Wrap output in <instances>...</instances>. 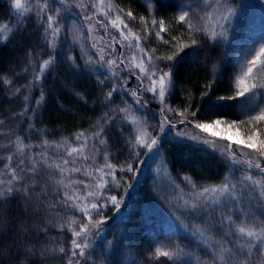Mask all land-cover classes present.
<instances>
[{"label":"trees","instance_id":"trees-1","mask_svg":"<svg viewBox=\"0 0 264 264\" xmlns=\"http://www.w3.org/2000/svg\"><path fill=\"white\" fill-rule=\"evenodd\" d=\"M191 1L153 0L151 13L146 3L139 0H113V3L124 13L133 12L135 19L123 18L132 31L141 36L144 35L141 16L164 18L169 30L162 35L171 40L173 35L179 36L184 30V26L175 24L174 17L186 12ZM46 18L47 15L42 14L18 20L11 9V0H0V24L7 23L13 29L7 41H0V180L5 182L0 188L6 187L10 179L4 164L6 157L12 155L10 167L19 165L25 169L20 175L30 189L28 195L21 191L0 201L3 204L0 208V247L16 242L10 252L0 256V264H5L9 256V264H68V257L63 254L42 257L39 251L60 245L68 251L72 239L67 228L69 218L87 221L72 207L71 201L65 202L64 193L71 189L56 184L61 178L60 172L48 165L67 159L65 181L82 180L91 186L102 175L96 169L109 172L103 168L105 155L116 167L112 175L104 176L109 182L103 191L105 199L97 201L102 205L100 214L93 213V220L103 222L90 226L85 238L90 246L85 257H78L80 264H162L164 258H153L156 247L181 250L175 260L166 264H201L204 261L213 264L214 259L217 264H224L218 252L217 241L225 239L219 224L230 212L234 220L243 219L246 199L261 196V188L245 177L251 174L254 181H264V173L233 162L228 154H218L177 138V130L195 128L187 121L181 123L182 118L169 109L183 111L191 106V110L198 111L196 117L189 118L200 122L247 118L244 97L218 100L235 91L239 63L232 54L230 42L224 38L210 40L198 33L200 45L185 49L174 62H169L173 64V83L164 104L147 91H138L142 99L137 104L128 89L139 90L146 84L141 85L128 70H123L119 78L107 80L87 73L71 74L55 42L51 41V31L45 34ZM142 45L149 50L155 49L159 56L170 52L169 45L153 35L143 39ZM50 57L52 63L40 73V65ZM156 62L164 67V61ZM113 88L116 91L109 97L108 92ZM121 108L129 109L127 119ZM134 116L145 121L150 138L159 137L154 147L158 154L155 166L148 149L135 143L136 130L129 122ZM259 127L264 128V123ZM31 130L42 133L43 137L27 144L26 135ZM250 130L241 127L242 138ZM80 133L84 135L77 140ZM20 140L28 146L23 153L16 151ZM74 147L81 151L69 156L68 151ZM246 158L238 157L239 160ZM33 163L35 171H27ZM129 165L137 171L120 170ZM71 167L81 171L69 173L67 169ZM86 172L91 173V177ZM114 181H118L119 186ZM225 182L236 186L233 195L237 199L232 201L224 197L228 202H224L219 220L208 215L207 206L213 200L209 202L211 192L204 193V189ZM73 188L78 190V195H86L88 190L96 191L85 189L83 184L73 185ZM110 195L118 200L126 198L122 210L106 199ZM193 203L198 206L193 208ZM98 227L102 233L96 236L92 231ZM232 246V243H225L227 248ZM26 247L37 254L25 255ZM261 264H264V256Z\"/></svg>","mask_w":264,"mask_h":264},{"label":"snow or ice","instance_id":"snow-or-ice-1","mask_svg":"<svg viewBox=\"0 0 264 264\" xmlns=\"http://www.w3.org/2000/svg\"><path fill=\"white\" fill-rule=\"evenodd\" d=\"M60 2L64 4L65 0H60ZM146 5L149 12L151 13L154 8L153 0H146ZM81 6H83V0H78L76 7ZM92 7H96L98 12L99 9H104V11L100 13L104 16V22L97 20L96 23L100 24L101 27L105 29V32H107L108 26L110 25L120 34L119 38L113 36L106 44V47H111L113 51H115L113 46L115 44H120L121 48L126 47L128 49V54L121 53L116 57V59H109L107 61L109 67L119 68L120 65H124V68L128 70L129 74L135 76V78L141 82V85L144 84L145 79L148 81L147 86L142 87L139 90L128 89L129 94L133 97L137 104H139L142 99V97L138 94V91L151 92L153 96L159 98L161 104H164L166 94L173 83V64L169 62H174L176 57L184 52L185 49L198 47L201 42L199 36L197 35L198 33L203 34V36L210 40L224 38L223 25L216 23L215 26H213L214 21L211 15L201 17L199 21H196L189 16L188 12H181L174 17V22L175 24L184 26V30L181 31L179 36L173 35L171 40H169L165 39L164 35H162L169 30L168 22L164 18L157 19L154 15L149 17L141 16L140 22L143 24L144 30V35L141 36L139 33L133 32L129 26V23L123 18V16H126L128 20L135 19L132 11L124 13L123 9L117 8L118 14L114 17H110L109 14L112 13L114 8H116L113 0H96V3L93 4ZM11 9L17 15L18 20H20L29 15L42 16V14H46L47 10L49 9V4L48 0H43V2H41V0H11ZM59 11V9H56L57 15L59 14ZM231 14V11H229L228 15L230 16ZM85 19L92 20V17L85 16ZM223 19L227 20L228 16L223 17ZM46 24L47 29L45 34L47 35V30H50L52 40L54 41L60 31L57 16L47 15ZM153 29H155L154 35L156 39L166 45H169V54L159 56L156 55L155 49L149 50L142 45V40L152 35ZM92 30L93 29L90 27L89 31L91 32ZM12 32L13 29L9 24H0V41H7ZM100 40L103 41L104 37L101 36ZM133 41L135 43H133ZM49 46L51 47L52 43H50ZM93 47H95V45H93ZM98 51L101 54V59H103L104 49L101 48L98 49ZM158 60L165 62L164 67H161L160 64L156 62ZM51 63V57L47 60H44L40 65L39 72L43 73ZM115 74L116 73L113 72V75ZM234 88V94L227 97L220 96L218 97V100H235L238 97H245L246 94H251L247 97V99H253L255 98L257 89H264V44H261L258 49H254L250 58L246 59L245 63L241 67V71L235 78ZM115 91L116 89L113 88L108 92V96L111 97L112 93ZM204 94L207 95V92ZM120 111L125 113V118L127 119L129 109L121 108ZM169 111H176V114L182 118L180 121L181 123L187 121L188 123L192 124L195 129H198L199 132L207 133L210 137H219L222 140L229 139V136L227 135L229 132L235 135L239 132L241 127L250 128L251 130L245 134L243 139L234 141L237 144H242L244 149L250 150L246 159H238L239 156H243L245 153L239 151L238 149H232L231 142L227 146L226 150L233 162L246 164L249 170L255 168L258 169L260 173H264V128L259 127V125L264 123V107H260L255 112L249 110L246 119L231 122H226L225 120L218 118L210 119L207 122L194 121L189 117H196L198 110H191V106L185 108L183 111H177L171 108ZM129 122L134 125L138 124V121L135 118L131 119ZM221 125H224L223 129L220 128ZM172 127H175V125L173 124ZM162 130L163 125L161 126V131ZM83 135V133H80L77 136V140H79ZM191 139L199 140L202 143L215 147L214 139L201 137L199 133L194 134ZM158 140L159 137L148 139L147 131L142 128L135 137L136 145L139 147H146L149 152H151L152 149L158 144ZM25 147L28 146L24 145L23 141L20 140V142L16 145V151L23 153ZM80 151L81 149L74 147L68 151V155L72 156L73 154H78ZM41 155H43V153H41ZM137 155H139V153H137ZM12 160V155H8L6 157L4 168L8 170L10 179L7 181L6 187L0 188V201L11 197L14 193L23 191L25 195H28L30 192L28 184L24 182V177L20 175L21 172L25 171V169L19 168V165L16 167H10ZM104 160L105 163L103 168L108 169L109 172L103 173V169H96V171H100L102 175H100L96 179V183L91 186L82 180L70 179L67 182L65 181L63 178L64 172L66 170L65 165L69 164L67 159L63 160V163L48 165V167L55 168L60 172L61 178L55 181L56 184L61 185L64 188L71 189L70 192L64 193L65 202L71 201L72 207L83 214V219L86 220L87 223L78 221L75 218H69L67 228L72 234L71 248L66 251V249L60 245L55 249H43L39 251V254L42 257L47 254H63L64 256L68 257V264H80L78 257H85L86 249H88L90 246L85 239L90 231V226L99 225L103 222L99 219L93 220V213L95 212L96 215L100 214V208L102 205L97 201L105 199L103 196V191L107 188L109 182L104 179V176L112 175V170H114L116 167L115 165L108 162L107 155H105ZM20 164H23V160L20 161ZM120 170L133 173L137 171V169L131 165H129L127 168L121 167ZM27 171L34 172L35 163H33L32 168L27 169ZM67 171L69 173H75L81 171V169L77 167H71L67 169ZM85 174L91 177V173L86 172ZM245 178L254 185H258L261 188V196H264V181H254L251 174L247 175ZM185 179L190 180L189 177H185ZM227 179L228 178L226 177L225 180L227 181ZM114 182L117 184V186H119L118 181ZM4 184L5 182L0 180V185ZM80 184H83L85 189L94 188L96 191L88 190L86 195H78V190L73 188V185ZM235 187V185H229L227 182H225L219 186L205 188L204 193L211 192L214 195L219 194L220 197H227L230 198V200L235 201L237 199L236 196L233 195V190ZM89 198H92V200L89 201ZM106 199L116 207H119L120 201L115 195L107 196ZM77 201H80V203H77ZM84 201L89 202L84 203ZM227 202L228 201L225 200V203ZM197 206L198 205L195 203L192 205L193 208ZM0 208H3L2 203H0ZM261 215L264 216V213ZM226 225L227 228L225 230ZM63 227L64 225H61V229H63ZM219 229L225 238L224 240L217 241V243L220 245L218 249L219 258L224 261V264H250V258L254 251L257 254L264 256V219H261L259 223H257L256 216L248 213L243 219L234 220L233 215L230 212L228 215L223 216L219 224ZM232 238H235L239 242L237 249L225 247V243H232ZM15 244L16 242L13 241L11 245L0 247V256L10 252L15 247ZM178 251L181 250H166L161 247H156L152 255L153 258L157 260L164 258L162 264H166L167 261H173L177 258ZM36 254L37 253L34 252L31 247L25 248V255ZM10 261L11 257L9 256L5 260V264H9ZM201 264H207V262L204 261L201 262ZM213 264H217L215 259L213 260Z\"/></svg>","mask_w":264,"mask_h":264},{"label":"rangeland","instance_id":"rangeland-1","mask_svg":"<svg viewBox=\"0 0 264 264\" xmlns=\"http://www.w3.org/2000/svg\"><path fill=\"white\" fill-rule=\"evenodd\" d=\"M139 1L146 3V0ZM77 3L78 0H65L64 4L60 0H48L49 9L45 14L57 16L60 31L54 41L51 35V41L53 44L55 42L56 49L65 61L67 70L69 69L70 73L74 76H77L81 72L83 74H92L106 80L113 77L119 78L122 71L127 69L124 68V65H120L119 68H110L107 61L109 59H116L121 53L128 54V49L126 47L121 48L120 44L113 46L115 51L111 47H106V44L113 36L119 38V32L110 25L108 26L107 32H105V29L96 23L97 20L104 22V16L100 14L104 9L101 8L98 12L96 7H92L96 3V0H83V6L81 7H76ZM56 9L60 10L58 15L56 14ZM229 11L232 13L230 16L228 15ZM186 12L196 21H199L201 17L211 15L214 21L213 26L216 23L223 25L224 39L230 42L232 54L234 56L236 55L239 63L238 73L241 71V67L246 59L250 58L253 50L258 49L261 44H264V0H192ZM117 14V8H114L109 15L110 17H114ZM85 16H91L92 20H86ZM225 16H228L227 20L223 19ZM90 27L93 29L91 32L89 31ZM154 32L155 29H153V36H155ZM101 36L104 37L103 41L100 40ZM133 43L135 42L133 41ZM101 48L104 49L103 59H101V54L98 51ZM113 72L116 74L113 75ZM144 83L147 86L148 81L145 79ZM250 95L246 94L244 97L247 111L251 110L255 112L260 107H264V89H257L255 98L247 99ZM156 99L159 101L158 97ZM133 118L138 121V124L135 125L131 123L134 130H136V135H138L141 128L147 131V125L143 119L139 116H134L131 119ZM220 128L223 129L224 125H221ZM196 133H199L201 137L214 139L215 147L202 143L199 140L191 139ZM227 135L229 139L222 140L219 137L214 138L208 136L207 133H201L198 129L182 128L175 132L177 138L209 148L213 152L223 155L228 154L226 148L231 142L232 149H238L244 152L245 155L243 156L247 157L250 150L244 149L242 144L234 142L243 139L240 132L235 135L229 132ZM42 137V133L31 130L27 132L25 141L28 144ZM148 139L151 138L148 136ZM156 150L153 148L151 152L148 151L149 154L151 153V158L153 157L151 160L154 166L158 156ZM210 195L209 202L213 201L209 207L207 206L208 215L220 220L219 214L224 210L225 198L211 193ZM214 196L217 197L214 199ZM119 201L120 204L117 209L120 211L124 208L123 205L126 203V198ZM261 201H264V196L247 198L243 208V218L246 214L251 213L256 216L257 223L261 219H264V216L261 215L264 213V204H261ZM226 228L227 225L225 226ZM99 229L100 227L92 231L96 233L94 235L97 236V233H102V230ZM238 244V240L232 238V248L237 249ZM261 258L262 256L254 251L250 258V264H261Z\"/></svg>","mask_w":264,"mask_h":264}]
</instances>
